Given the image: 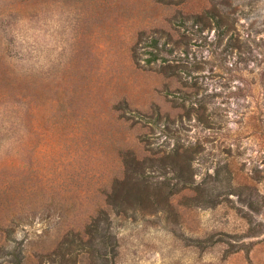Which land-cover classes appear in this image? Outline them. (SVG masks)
Listing matches in <instances>:
<instances>
[{
	"label": "rangeland",
	"instance_id": "374dc122",
	"mask_svg": "<svg viewBox=\"0 0 264 264\" xmlns=\"http://www.w3.org/2000/svg\"><path fill=\"white\" fill-rule=\"evenodd\" d=\"M101 255L264 264V0H0V264Z\"/></svg>",
	"mask_w": 264,
	"mask_h": 264
},
{
	"label": "trees",
	"instance_id": "16d2710c",
	"mask_svg": "<svg viewBox=\"0 0 264 264\" xmlns=\"http://www.w3.org/2000/svg\"><path fill=\"white\" fill-rule=\"evenodd\" d=\"M148 46L152 47V50L149 51V53L151 54L150 59H148V61L152 62V61H157L159 59H165V56L162 54V50L164 48H166V44H164L163 46H160L159 40L156 37H153L150 39V42L148 44ZM170 52L173 51L172 48H168ZM174 173H175V178L180 180H185L186 182L188 178H186L184 172L182 169H178V168H172ZM140 175L139 176H134L132 173L127 175V183L129 184H133L135 187H137L138 189H142L144 187H151L152 185H158V187L161 185L162 181H156V180H151L148 178V176L146 174H143V170L139 172ZM214 188H216V186H214ZM130 193V192H129ZM144 194V192L141 194V196ZM130 196H132V194H129ZM100 258L105 261L106 264H109V260L106 259L103 255L100 256Z\"/></svg>",
	"mask_w": 264,
	"mask_h": 264
}]
</instances>
